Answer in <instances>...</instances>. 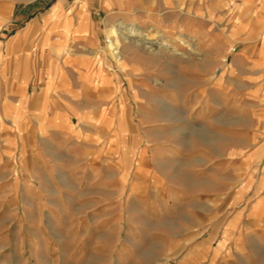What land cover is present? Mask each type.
Here are the masks:
<instances>
[{
  "label": "rangeland",
  "instance_id": "374dc122",
  "mask_svg": "<svg viewBox=\"0 0 264 264\" xmlns=\"http://www.w3.org/2000/svg\"><path fill=\"white\" fill-rule=\"evenodd\" d=\"M29 2L0 0V264H264V0H122L64 57Z\"/></svg>",
  "mask_w": 264,
  "mask_h": 264
},
{
  "label": "crops",
  "instance_id": "0c3cea01",
  "mask_svg": "<svg viewBox=\"0 0 264 264\" xmlns=\"http://www.w3.org/2000/svg\"><path fill=\"white\" fill-rule=\"evenodd\" d=\"M95 1L96 0H30L27 4L28 6L25 5L19 9L17 16L18 19H25V25L22 26L18 36L25 38L27 42V52L62 53L64 57L69 52H79L77 44H81L82 47L85 48L95 46L98 35L95 30L91 28L89 22L87 23V21H89L88 11L110 8L123 3L122 0H97V3ZM182 3L183 1L178 5L180 11H184L181 6ZM248 3L249 2L239 4V12H246L243 9H247L246 5ZM44 5L49 6L47 9L41 11ZM190 11L189 9L187 10V12ZM262 27H264V22H262ZM112 29L113 27L106 32V37ZM225 36L229 41L233 35L231 33H226ZM77 37L82 39L87 37L88 40L86 42L83 40L76 42ZM243 58L245 59L247 57L243 56ZM47 59L46 61L51 63V58L47 57ZM28 60L29 61L25 64L26 68H31L37 63V60L34 61L31 56L28 57ZM66 60H68L69 68L73 70H75L76 67L80 68L81 63L79 60L75 58H65L64 61ZM254 65H256V62H254ZM65 75L64 73L62 74V83L59 86L61 88H63V81L66 79ZM217 76L219 79V70L217 71ZM156 99L165 101V99L158 97Z\"/></svg>",
  "mask_w": 264,
  "mask_h": 264
},
{
  "label": "bare ground",
  "instance_id": "6f19581e",
  "mask_svg": "<svg viewBox=\"0 0 264 264\" xmlns=\"http://www.w3.org/2000/svg\"><path fill=\"white\" fill-rule=\"evenodd\" d=\"M136 32V29H135ZM116 34H119L118 37ZM134 34V29L131 27H127L124 25H121L117 28V31L112 34V33H108L107 37H106V42L107 45L112 54V57H114V59L116 61L121 62L122 60V53H121V48H122V41L124 39H129V35ZM150 38V37H149ZM180 41L182 42H186L183 38H179ZM136 44L138 43V41L135 42ZM159 44H161L159 42ZM163 44H165V42H163ZM166 47V46H165ZM167 48V47H166Z\"/></svg>",
  "mask_w": 264,
  "mask_h": 264
}]
</instances>
